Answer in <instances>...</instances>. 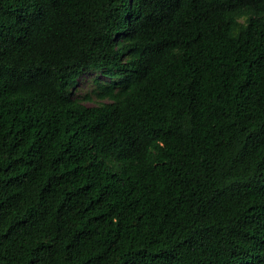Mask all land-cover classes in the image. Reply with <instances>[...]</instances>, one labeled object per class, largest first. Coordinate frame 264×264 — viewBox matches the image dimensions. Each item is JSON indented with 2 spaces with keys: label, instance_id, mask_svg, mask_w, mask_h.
<instances>
[{
  "label": "trees",
  "instance_id": "obj_1",
  "mask_svg": "<svg viewBox=\"0 0 264 264\" xmlns=\"http://www.w3.org/2000/svg\"><path fill=\"white\" fill-rule=\"evenodd\" d=\"M0 264H264V0H0Z\"/></svg>",
  "mask_w": 264,
  "mask_h": 264
},
{
  "label": "rangeland",
  "instance_id": "obj_2",
  "mask_svg": "<svg viewBox=\"0 0 264 264\" xmlns=\"http://www.w3.org/2000/svg\"><path fill=\"white\" fill-rule=\"evenodd\" d=\"M111 80L101 70H84L78 77L73 95L81 99L86 105H97L106 102L108 99H101L96 93L98 92V85L107 84Z\"/></svg>",
  "mask_w": 264,
  "mask_h": 264
}]
</instances>
